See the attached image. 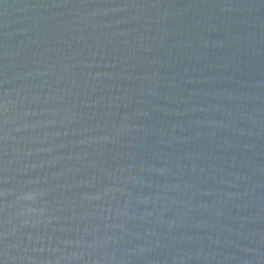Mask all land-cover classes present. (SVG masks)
Segmentation results:
<instances>
[{
    "label": "water",
    "instance_id": "95a60500",
    "mask_svg": "<svg viewBox=\"0 0 264 264\" xmlns=\"http://www.w3.org/2000/svg\"><path fill=\"white\" fill-rule=\"evenodd\" d=\"M0 264H264V0H0Z\"/></svg>",
    "mask_w": 264,
    "mask_h": 264
}]
</instances>
